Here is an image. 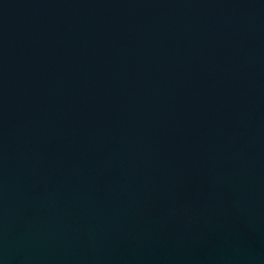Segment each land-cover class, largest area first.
Instances as JSON below:
<instances>
[{
	"label": "water",
	"instance_id": "1",
	"mask_svg": "<svg viewBox=\"0 0 264 264\" xmlns=\"http://www.w3.org/2000/svg\"><path fill=\"white\" fill-rule=\"evenodd\" d=\"M0 264H264V0H0Z\"/></svg>",
	"mask_w": 264,
	"mask_h": 264
}]
</instances>
